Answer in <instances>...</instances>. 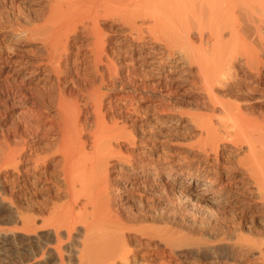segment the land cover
<instances>
[{
	"label": "bare ground",
	"instance_id": "1",
	"mask_svg": "<svg viewBox=\"0 0 264 264\" xmlns=\"http://www.w3.org/2000/svg\"><path fill=\"white\" fill-rule=\"evenodd\" d=\"M36 2V19L0 26L35 51L0 47V119L20 105L13 131L0 124V185L16 199L14 230L39 239L31 259L264 264V114L227 88L244 79L264 95V0ZM88 38L90 56L79 55ZM77 63L90 75L69 85L65 70ZM189 83L201 112L189 120L171 103L144 113L135 94L125 103L109 94L128 85L174 97ZM191 130L196 145L185 148L177 135ZM168 133L179 168L154 144ZM195 204L225 220L174 213Z\"/></svg>",
	"mask_w": 264,
	"mask_h": 264
},
{
	"label": "rangeland",
	"instance_id": "2",
	"mask_svg": "<svg viewBox=\"0 0 264 264\" xmlns=\"http://www.w3.org/2000/svg\"><path fill=\"white\" fill-rule=\"evenodd\" d=\"M42 10H43V4L42 3H41V5L38 4V2H36V0H0V26L3 24L2 27H4V28L7 27L8 26L7 20H9L10 23L12 22L14 24H17L20 18L21 19H20L19 23L22 25L23 22L21 23V21H28V19H27L28 17H29V21H31L30 17L32 18V20L36 19L41 14ZM21 15H24V16H21ZM25 17H26V20H23V19H25ZM33 17H34V19H33ZM16 20H18V21H16ZM5 23H7V26H5ZM23 25H24V23H23ZM108 27L106 26L107 30H108ZM119 28H120V26H118V23L112 27H109V30L111 29L114 37H118L120 35V31H119L120 29ZM3 44L8 46L9 48H11L10 46H13V47L19 49L17 56H20L23 53L28 54V53H34L35 52L34 49H32L29 41L26 40V35H24V34L23 35H16V36L8 39L5 36L4 31L1 30L0 31V47H2ZM90 48H91V39L90 38L84 39L83 44H82V49L80 50L79 55L84 54L86 56H90L89 55ZM9 52H10V49H8L7 53H9ZM75 55H76V53H75ZM83 62H86V61L84 60ZM81 65H82V63L70 64L69 65L70 68L65 70V73L67 74V80L69 81V85L82 82L84 80L85 75L90 72L88 70L89 64L87 65V69H85L86 67H82ZM88 75H90V74H88ZM91 78H92V76H89V79H91ZM189 79L192 80V78H189ZM124 86L121 89V91H120V89H118L115 92H109V94L110 93L114 94L115 100H117L116 102H122L123 101V103H125L124 98L126 100L127 99L129 100L131 98V96L129 97L130 93L132 96H133V94H135L133 97H135L137 100L139 99L138 101L141 102L140 108L142 109V112H144V113H145V110H146V112L153 113V111L155 112V110L159 109L160 106L164 105V103L165 104L171 103V104H174V108H176V110H178L179 113H182V115H184V117H186L185 118L186 120H189V118H191V117L195 118V117H197V115L201 114L200 109L197 108L198 105L196 104L197 103V98H196L197 95H196V93H194L193 88H190V86H191L190 83L183 91L180 92L179 95L174 96V97H168L166 92L155 91V90H152L149 88L147 89V91L146 90L144 91L143 89L139 90L137 92L139 94H136V92H134L135 89L133 87L128 86V85L127 86L124 85ZM227 88H228L230 95L232 96L230 98L242 99L241 101L245 102L244 103L245 108L250 110L251 113H254L256 115L264 114V99H262L264 95H262L260 93L251 92V90H250L251 88L249 87L248 82H246L244 79H241V81H239V82L235 81V80H231ZM143 92H145V93H143ZM119 99H121L122 101H120ZM0 102H1V100H0ZM19 108H20V105L17 103H8L6 105V109H4L2 111L3 116H1V117L3 120L0 119V124H1V122H5L4 123L5 126L3 125L4 130H6V131L7 130L8 131L14 130L13 128L15 127V124L17 122L16 111ZM188 132L191 133V134L188 133L189 136L186 135L187 132L180 133L179 135H177V138L180 136L179 137L180 139L178 138L180 143L186 142V144H184L185 148H188V144L196 145V141H195L196 138L193 137V135H192L193 131L191 130ZM173 134L171 135L168 133L169 136L171 135L170 139L172 137V140H170L169 136L167 135L168 139H167V137L165 138V136H164L163 139H157V141H155V143L154 142L153 143L160 145V142H163V156L167 158V160L165 162L166 167L169 168V166H172V167L174 166L175 168H179L180 166H175L174 164H172V162H174V161L184 163L182 158L177 157L175 155V153L173 152L175 149L172 147V145H175L176 144L175 142H177V138ZM175 139H176V141H175ZM169 141H171V142L169 143ZM192 159L193 158H189V161L193 162V163H192V165L187 163L188 167L189 166L195 167L194 166L195 160H192ZM168 161H170V162H168ZM163 164H164V161H163ZM195 169H197V167H195ZM9 189L10 188L7 186L0 185V264H38L39 262L35 263L33 258L31 259V256L34 253L33 249L39 245V241H38L39 239L37 240V237H26L25 235L18 234V232H16L14 230V228H15L14 222H15V214L16 213H15L14 205L12 206L11 203L12 202L14 203L16 201V199H13L12 193ZM170 197L171 196H169L168 194H165L163 196V201L167 200V202H165L166 204H164V202H163V204H164L163 207H165L167 205L168 206V207H166L167 209L171 208V210H173L174 209V208L172 209L173 203H172ZM192 207H193V209H192ZM192 207L191 206L187 207V205H186V208H184L185 211H183L184 213H182V212L181 213L174 212V213H176L180 218L182 217V219H184V220H189V219L192 220V218H193V220L199 221V219H200V220H204L206 223H211V224L225 220V218L221 217L216 211H213V210L205 207L204 205L195 204ZM189 210H190V212H189ZM188 212H189V214H188ZM230 214L231 213H226V216H228L229 218H234L237 221H240V216L238 214H236V213H233L232 215H230ZM132 250L135 251L136 249H132ZM149 250L151 251V249H149ZM138 251L141 252V248L137 249V252L135 251V253H139ZM49 253L51 254V256L55 255V253L53 251H50ZM140 254H143V253L141 252ZM55 257H56V255H55ZM161 257H163V255ZM48 258H49V256H48ZM48 258L46 257V260ZM131 259H130L131 264H140V263L142 264V262H143V261H141L138 263V258H135V259L131 258ZM46 260H43L40 263L41 264L48 263V262H46ZM190 260L187 262L186 261L178 262L177 264H183V262H184V264H210L209 261H205V260H202V261L199 259H190ZM135 261H136V263H135ZM193 261H195V262H193ZM57 263H58V261L56 262V260H55L53 264H57ZM143 263H145V262H143ZM117 264H121V263L118 262ZM128 264H130V262ZM174 264H176V262Z\"/></svg>",
	"mask_w": 264,
	"mask_h": 264
}]
</instances>
